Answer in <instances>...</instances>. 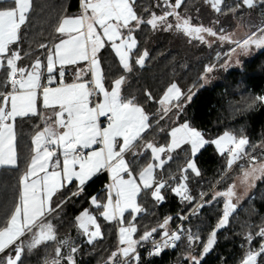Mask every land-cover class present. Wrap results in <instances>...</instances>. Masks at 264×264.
<instances>
[{"label":"snow or ice","instance_id":"6c2138e0","mask_svg":"<svg viewBox=\"0 0 264 264\" xmlns=\"http://www.w3.org/2000/svg\"><path fill=\"white\" fill-rule=\"evenodd\" d=\"M202 3L213 14L210 26L193 23L186 0H152L142 10L138 0H80L79 15L62 16L52 39L24 50L34 0H0V5H6L0 7V167L18 166L17 119L40 121L34 125L30 160L19 177L17 201L0 224V264H25L26 253L48 244L54 245V255L44 264H77L80 245L70 236L59 237L53 221L102 172L110 177L104 199L89 197V206L73 221L78 237L93 248L105 238L101 219L118 225L115 249L100 264H142L141 249L147 247L150 258L180 246L184 248L181 264H201L214 249L218 231L229 224L238 206L236 182L223 190L200 188L194 193L191 182L202 176L196 158L207 145H214L225 159L217 185L238 169L239 182L251 186L264 178V139L254 143L243 130L239 135L226 130L208 139L182 116L200 81L207 83L209 74L227 71L233 56H247L253 47L264 49V22L242 39H234L220 19L251 10L264 15V0ZM145 28L174 31L189 43L208 48L230 47L217 51L187 90L172 82L159 98L147 92V100L158 105L149 113L135 96L122 93L128 74L143 68L150 56L137 37ZM104 49L121 71L109 86L100 58ZM236 64H240L238 58ZM69 68L71 82L66 80ZM242 103L245 109L264 105V94H249ZM162 121L169 125L167 130ZM152 129L167 131L168 142L147 139ZM178 150L184 153V162L170 171L166 166L176 159ZM141 161L147 162L141 166ZM168 193L180 204L190 205V210L166 216L153 226L141 225L138 217L151 214L141 201L150 197L153 205H160ZM218 202L220 215L206 235L186 226L191 216ZM175 221H179L176 227H170ZM241 248L239 264H264V224L255 230L249 226Z\"/></svg>","mask_w":264,"mask_h":264},{"label":"trees","instance_id":"16d2710c","mask_svg":"<svg viewBox=\"0 0 264 264\" xmlns=\"http://www.w3.org/2000/svg\"><path fill=\"white\" fill-rule=\"evenodd\" d=\"M152 0H138L141 6L148 5ZM231 4L233 0H226ZM6 5H0L3 7ZM187 13L192 15L193 23L210 24L213 14L203 5L202 0H186ZM199 9V12H197ZM250 17L245 15L220 17L223 26L233 29L240 18L247 30L261 24L264 19L260 10H251ZM80 13V0H34V10L31 13L30 24L25 30V39L22 47L28 50L29 46H36L48 41L54 36V28L59 19L64 16H77ZM198 18V19H197ZM237 19V20H236ZM141 48L149 51V58L143 68L136 67L134 72L128 74L122 88L125 96H135L149 113L156 111L158 105L154 101L147 100L146 93L150 92L154 98L162 96L166 88L172 83H178L187 90L197 82L202 74L205 64L213 61L217 51H222L230 45L221 48L214 44L212 48L200 45L196 42L189 43L188 38L177 32L151 31L145 28L137 33ZM102 67L106 76V86L115 77L121 74L117 62L107 49L100 53ZM29 60L25 59L24 63ZM69 68L67 76H72ZM210 83L200 81L194 90L191 102L187 104L182 120H187L197 129L201 130L206 138L212 139L230 130L234 134L247 135L249 139L259 144L264 139V105H257L252 109L243 107V100L248 95L264 94V49L248 57L241 59V65L225 70H218L208 76ZM200 84H203L201 87ZM40 123L36 118H18L16 121V147L18 153V166L16 168L0 167V224L10 216L11 210L18 198L19 177L25 171L31 157V139L34 135V125ZM162 126L169 125L162 121ZM147 139L155 140L159 144L168 142L167 131L159 132L156 129L149 130ZM176 159L167 167L175 171L184 162V153L177 151ZM197 164L202 176L191 182V188L195 193L203 188L208 191L223 190L234 181L238 169L229 172L231 179L217 185V180L225 170V159L220 157L214 145H207L197 156ZM147 161H141L142 166ZM109 183L107 173H99L86 186L83 196L67 203L59 220L53 223L57 226L59 237L70 236L80 245V251L76 256L77 264H100L102 257H107L111 250L115 249L117 224L106 223L101 219L102 230L105 238L97 242L95 248L83 243L78 237L73 226L74 217L88 207V198L95 195L102 200L105 197L106 185ZM148 213L142 219L138 217L141 225L153 226L158 220L166 216H176L177 213H187L191 206L182 205L178 199L168 193L166 201L160 205H153L151 198L141 201ZM235 202V201H234ZM237 203V209L229 224L217 233V243L214 249L205 255L201 264H239L243 255L241 244L243 234L252 226L264 224V178L257 180L253 190L244 200ZM220 203L202 208L198 215L191 216L188 224L194 231L199 229L206 235L215 225L220 215ZM179 221H175L170 227L175 228ZM54 245H42L31 254L25 255V264H44L45 259H51L54 255ZM184 251L183 246L175 250L165 251L160 256H147V249L141 250L142 264H181L180 256Z\"/></svg>","mask_w":264,"mask_h":264},{"label":"rangeland","instance_id":"374dc122","mask_svg":"<svg viewBox=\"0 0 264 264\" xmlns=\"http://www.w3.org/2000/svg\"><path fill=\"white\" fill-rule=\"evenodd\" d=\"M251 14H252L251 12H246L245 14H243V15H245L244 17L241 15L242 16L241 18L244 20L245 17H250ZM241 18L239 20L236 19L237 20L236 21L237 23H236V26L233 29H227L228 26L227 25L224 26L226 28V30L233 35V38L234 39H242L250 31V30H247V28H245L244 25H242L241 22H243V23H246V22H244ZM263 19H264V16H263ZM203 24H205L206 26H210V24H206V23H203ZM257 51L258 50L253 47L250 50V52H249V54L247 56H244V55H240L239 57L233 56L232 59H231V61H230L231 65H232L230 68L240 66L241 65V59L242 58L248 57V56H250L251 54H253V53L257 52ZM237 58L240 60V64H236ZM207 83H210L209 78H208V82ZM238 174H239V170L236 173V175L234 176V181L236 182V195L239 198L238 200H235L234 199L235 202H241L242 200H244V198H246L247 195L253 190V188L255 187V184L257 182L256 180H255L256 182H254V183L252 181L251 182V186L243 185L237 179Z\"/></svg>","mask_w":264,"mask_h":264},{"label":"crops","instance_id":"0c3cea01","mask_svg":"<svg viewBox=\"0 0 264 264\" xmlns=\"http://www.w3.org/2000/svg\"><path fill=\"white\" fill-rule=\"evenodd\" d=\"M71 74H72L71 77H68V76L66 75V80L69 81V82H71L72 79H73V71H72ZM44 114H45V115H48L49 113L46 112V113H44ZM15 132H16V128H15ZM97 175H98V174H97ZM108 176H109V175H108ZM256 181H257V180H256ZM256 181H253V183L256 182ZM109 182H110V177H109ZM253 183H252V184H253Z\"/></svg>","mask_w":264,"mask_h":264},{"label":"built area","instance_id":"2783aa9c","mask_svg":"<svg viewBox=\"0 0 264 264\" xmlns=\"http://www.w3.org/2000/svg\"><path fill=\"white\" fill-rule=\"evenodd\" d=\"M145 249H147V247ZM141 250H143V249H141Z\"/></svg>","mask_w":264,"mask_h":264}]
</instances>
